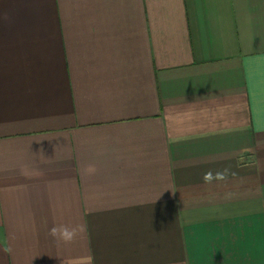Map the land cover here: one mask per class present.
<instances>
[{"label":"crops","instance_id":"obj_1","mask_svg":"<svg viewBox=\"0 0 264 264\" xmlns=\"http://www.w3.org/2000/svg\"><path fill=\"white\" fill-rule=\"evenodd\" d=\"M0 264H264V0H0Z\"/></svg>","mask_w":264,"mask_h":264},{"label":"clouds","instance_id":"obj_2","mask_svg":"<svg viewBox=\"0 0 264 264\" xmlns=\"http://www.w3.org/2000/svg\"><path fill=\"white\" fill-rule=\"evenodd\" d=\"M49 231L53 237L59 236V238L65 241L71 240L72 237L74 236V230H69L68 228L63 226L61 227L53 226Z\"/></svg>","mask_w":264,"mask_h":264}]
</instances>
